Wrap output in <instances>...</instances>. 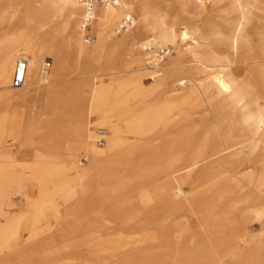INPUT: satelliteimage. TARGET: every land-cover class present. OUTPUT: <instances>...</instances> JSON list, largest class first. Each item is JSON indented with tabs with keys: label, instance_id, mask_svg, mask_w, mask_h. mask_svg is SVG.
<instances>
[{
	"label": "bare ground",
	"instance_id": "1",
	"mask_svg": "<svg viewBox=\"0 0 264 264\" xmlns=\"http://www.w3.org/2000/svg\"><path fill=\"white\" fill-rule=\"evenodd\" d=\"M26 1L24 13L0 11V144L42 118L44 128L52 116L64 119L68 177L47 193L76 187L88 197L73 231L80 258L87 264L254 258L251 229L256 221L264 226V0ZM88 26L96 32L93 46ZM148 46L155 54L143 53ZM169 46L175 56L164 62ZM121 56L129 63H118ZM19 58L28 66L15 87ZM50 160L57 168L64 163ZM13 161L0 155V170ZM185 185L194 187L188 195ZM251 191L260 195L250 199ZM207 205L214 216L184 222L187 211L204 213ZM15 226L0 242L15 235ZM27 249L37 258L39 249Z\"/></svg>",
	"mask_w": 264,
	"mask_h": 264
},
{
	"label": "rangeland",
	"instance_id": "2",
	"mask_svg": "<svg viewBox=\"0 0 264 264\" xmlns=\"http://www.w3.org/2000/svg\"><path fill=\"white\" fill-rule=\"evenodd\" d=\"M98 3L102 4L101 0ZM28 4L29 1L26 0H0V11H5L10 16L16 10L24 13ZM127 30V28L122 29V32L116 35L114 40L121 39ZM11 31L16 30L12 29ZM88 36H92L93 40L89 41L87 46H93L97 37L92 26H88V31L85 34L86 40H89ZM168 48L170 54L166 56L164 62L170 55L175 56L174 48L172 46ZM155 51L156 49L148 46L143 53L155 54ZM156 55L160 56V51H157ZM50 57V55H46L47 63H52ZM117 61L118 63H129L130 58L121 56L117 58ZM68 72V78H73L75 67L70 65ZM130 75H132L131 72L125 74V76ZM111 81V77L103 80L106 84ZM99 82L98 80V84ZM41 104L40 101L35 102L33 111L36 114L42 113ZM52 117L50 128H44V118L41 117L40 122L38 121L37 125L31 129L32 131L22 129L12 138H7L2 145L0 144V155L14 159L12 163L6 164L5 168L0 170V201L5 198L9 200L0 202V234L14 224L16 225L14 227L15 235L10 237L7 235L5 238L8 240L4 239L5 241L1 240L0 242V262L7 258L9 259L7 264H61V262L63 264H87L89 262L88 258H80L82 255L79 253L78 239L73 236L77 218L82 214L80 203L86 201L88 197L77 195L76 187L71 190L70 194L58 192L51 197L47 193L54 191V186L68 177V175H64L66 174L65 145L70 142L65 137L68 126L63 118L57 119L60 118L58 115ZM91 129L96 130L97 128L92 126ZM54 134H58V137L61 135V139L48 141V137ZM101 140L105 144V140ZM243 152L246 156L251 153L249 147H245ZM41 155L45 158L39 160ZM52 157H57L61 163H64L57 168V163L50 160ZM79 159L84 166L89 165V160L83 152H80ZM192 189L194 187L183 186L187 195ZM72 192L75 195H72V198L68 200ZM214 192L217 193V191ZM250 193V199L260 195L254 191ZM258 205V203L255 204V206ZM42 207L45 208V214L37 217L36 212ZM224 210H226V206L223 205L221 211ZM204 211L202 213L199 208L196 211L194 209L192 214L187 211L184 222L194 225V219L211 217L217 213L216 208L212 205H207ZM109 225L113 224L109 223ZM251 236H253V246L256 249L254 258L246 255L242 257L227 256L221 259L222 264H264V226L260 221H256V225L252 227ZM27 248L39 249L35 253V255L38 254L37 258H30L32 250Z\"/></svg>",
	"mask_w": 264,
	"mask_h": 264
},
{
	"label": "built area",
	"instance_id": "3",
	"mask_svg": "<svg viewBox=\"0 0 264 264\" xmlns=\"http://www.w3.org/2000/svg\"><path fill=\"white\" fill-rule=\"evenodd\" d=\"M88 2V1H87ZM91 2V1H90ZM89 41L93 40L92 36H88ZM28 63L24 58H19L17 62V73L13 79V85L18 87L24 83V79L26 77ZM103 140L99 142V144H103Z\"/></svg>",
	"mask_w": 264,
	"mask_h": 264
}]
</instances>
